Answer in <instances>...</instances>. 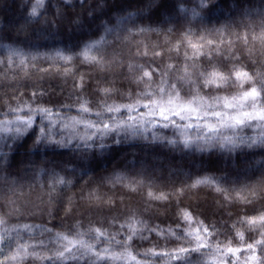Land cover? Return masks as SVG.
<instances>
[{
	"label": "trees",
	"instance_id": "obj_1",
	"mask_svg": "<svg viewBox=\"0 0 264 264\" xmlns=\"http://www.w3.org/2000/svg\"><path fill=\"white\" fill-rule=\"evenodd\" d=\"M183 3L184 11L178 7V0H85L83 6L78 0H73L71 7L65 6L61 0H46L44 14L32 17L30 12L35 0H0V60L6 61L9 49H15L24 54L27 62V68L0 64V110L9 104L15 107L21 96L25 100L30 99L31 93L38 89L48 93L38 103L54 109L61 104H75L77 95L87 97L89 106L95 109V102L105 99L103 89L114 90V94L107 97L109 102L128 103L124 94L137 90V85L130 81L140 75L139 69L130 70L128 66L147 68L151 65L163 70L168 64L182 65L184 49L181 48L179 57L169 49L180 40L189 21L197 31L226 28L231 34L244 36L247 33V43L237 40L235 35H227L226 38L233 43L230 47L222 46L220 52L212 57V64L227 74L235 63L229 57L234 55L239 61L235 66L243 67L253 76L259 73L264 77V45L251 38L264 29V16L257 14L264 11V0H217L197 16H193V11L200 10L191 0H183ZM58 9L62 13L60 16L57 15ZM245 12L249 14L244 15ZM141 27L157 31L133 35ZM106 28L112 31L108 32ZM169 28L174 31L169 33ZM101 38L104 41L103 65L86 63L83 58L67 64L45 59L54 57L57 50H64L65 55L79 53L85 44ZM208 39L217 38L210 35ZM140 41L143 42L141 51L144 45L148 46L147 57L136 55L137 42ZM153 52L161 55L153 57ZM91 55L97 53L93 51ZM13 63L18 64L19 59L13 57ZM200 64L209 66L205 58H201ZM81 79L84 87L77 92L76 85ZM247 87L249 85L246 84ZM204 91L207 94L209 90ZM227 91L234 92L235 88ZM221 94L226 93L222 91ZM63 114L77 115L74 110ZM77 131L83 134L85 130L81 126ZM246 132L251 134V130ZM164 134L174 138L171 129L165 130ZM33 140L32 136L25 138L0 164V205H5L7 210L9 202L15 201L24 212L19 219L10 218L8 227L37 224L46 225L54 232H66L79 222L83 228H106L111 234L120 231L119 226L126 223L139 229V221L143 220L149 228L175 230L179 225L180 229H185L189 225L178 213L186 209L193 218L192 229L197 227V219L205 225L215 224L221 233H225L218 239L230 240L233 247L241 246L236 231L243 232L245 243H253L260 238L258 230H249L240 224L235 229L231 226L240 217L256 216L264 210V147L231 153L200 152L182 146L174 150L159 143L133 139L113 145L104 152L83 149L53 152L44 148L29 152ZM76 143L73 141V147ZM4 151L7 153L9 149L5 147ZM52 170L72 182L54 194L50 193L48 176L45 175ZM113 173H123L132 180L143 181V185H133L136 190L123 185L114 186L107 182ZM204 176L221 177L225 188L235 186L239 189L242 185H249L256 198L250 204L229 203L213 188L186 187L194 178ZM179 189H183L182 193H178ZM148 192L169 195V199L151 200ZM123 231L126 235L129 228ZM143 235L147 239L133 237L127 249L135 260L126 258L105 264H136L137 261L141 264L145 261L147 264H164L163 258H149L142 254L149 249L168 251L181 244L174 237H158L156 232L145 231ZM177 235L182 236L183 233L177 231ZM43 238L49 237L45 234ZM117 239H123V235ZM37 251L41 255L50 254L47 250ZM123 251V248L113 247L115 253ZM257 251L259 253V249ZM196 255L193 254L194 257ZM205 259L211 261V257ZM24 264L47 262L29 259Z\"/></svg>",
	"mask_w": 264,
	"mask_h": 264
},
{
	"label": "snow or ice",
	"instance_id": "obj_2",
	"mask_svg": "<svg viewBox=\"0 0 264 264\" xmlns=\"http://www.w3.org/2000/svg\"><path fill=\"white\" fill-rule=\"evenodd\" d=\"M68 7L73 6V0H61ZM83 6L85 0H78ZM195 8L193 16L214 5L217 0H191ZM178 7L185 10L183 0H178ZM46 11V0H35L30 15L37 17ZM244 15L249 13L245 12ZM264 16V11L258 12ZM57 15L62 13L57 10ZM92 13L89 12V16ZM106 31L111 32L112 29ZM156 29L137 28L133 35H143L146 32H156ZM174 29L169 28L172 33ZM213 35L217 39H208ZM227 35H235L237 40L248 41V34L227 33L226 28L206 29L197 31L191 21L184 29L180 40L169 51H175L177 56L183 51V63L180 66L168 64L165 69L159 67L147 68L138 65H129L130 70L139 69L140 75L134 77L131 83L137 85L136 91L124 94L128 103L109 102L107 97L114 94L112 89H103L105 99L95 102V109L90 107L87 97L77 95L75 104H61L57 107H46L38 101L48 93L47 90L38 89L31 93L30 99L18 98L15 107L11 104L0 110V164L15 151L17 144L22 143L28 136L34 137L29 152L42 148L51 150H80L104 152L113 145H119L128 140L138 139L148 143H159L161 146L177 149H193L200 152L226 151L253 149L264 147V77L259 73L255 76L245 71L238 64V57L231 55L233 68L226 74L219 67L212 64V57L219 53L224 45L231 46L233 41ZM195 39V42L193 40ZM253 41L264 45V29L259 34L252 35ZM120 38L117 37V40ZM103 38L89 42L83 46L79 53L65 55L64 50H57L54 57H45L46 60H59L66 64L77 58L84 62L103 65L102 44ZM142 41L137 42V56L147 57V45L140 50ZM70 51V50H69ZM95 51L97 55H91ZM7 60H0V64L7 63L9 67L27 68L26 57L22 52L9 49ZM160 52H153V57L160 56ZM13 57L19 63H13ZM201 58L209 62L208 67L200 64ZM35 59V57H32ZM249 87L245 88V85ZM84 87V82L76 85L77 92ZM235 88L234 92H228ZM204 90H209L205 94ZM226 94H221V92ZM73 95V93H70ZM75 111L77 115H64L63 113ZM12 117V119H8ZM94 117V119H93ZM38 118V119H37ZM85 130L80 134L77 129ZM172 130L174 138L164 134L165 130ZM251 130V134L246 132ZM57 136L60 138L57 139ZM111 140V143L108 141ZM11 141V143H7ZM73 141H77L73 147ZM9 151L6 153L4 148ZM48 176L50 193L57 189L66 188L72 182L52 170L45 173ZM112 185H123L136 190L133 185H143V181L132 180L123 173H113L107 178ZM14 183V182H13ZM224 180L216 176L194 178L186 187L197 188L207 186L221 193L224 199L231 203L238 201L250 204L256 198L251 186L242 185L237 189L223 187ZM182 193L183 189L177 190ZM151 200L167 201L169 195H154L147 193ZM5 205H0V264H24L29 259H39L47 264H105L108 261H121L126 258L135 260L127 251L133 237L147 239L145 231L156 232L158 237L164 239L175 238L180 241V246L168 251L146 250L145 257H160L164 264H264V210L251 217H240L231 226L237 224L246 226L249 230H258L259 239L253 243L244 242V234L236 231V236L241 241L240 247L231 246L218 239L221 233L215 224L205 225L203 221L196 220L197 227L191 228L192 215L186 209H181L178 215L189 225L180 229L149 228L147 222L140 220L141 228L130 227L127 223L119 226L120 231L109 233L106 228L71 226L66 232H54L46 225L16 224L8 227L12 217L19 219L24 215L23 209L10 201L5 210ZM132 218H135L134 216ZM61 227H65L61 225ZM129 231L124 235V229ZM83 228V230H82ZM177 231L183 233L177 235ZM47 234L48 239L43 238ZM123 235V239L117 236ZM39 236L41 239H34ZM25 237H28L26 239ZM215 240V242H213ZM187 244L188 246H184ZM123 248L121 253L113 252V247ZM37 249L47 250L50 254L41 255ZM259 249V253L258 250ZM197 254L195 257L193 254ZM243 253V257L242 254ZM211 257V261L206 260ZM136 264H141L137 261ZM147 264V261L144 262Z\"/></svg>",
	"mask_w": 264,
	"mask_h": 264
},
{
	"label": "rangeland",
	"instance_id": "obj_3",
	"mask_svg": "<svg viewBox=\"0 0 264 264\" xmlns=\"http://www.w3.org/2000/svg\"><path fill=\"white\" fill-rule=\"evenodd\" d=\"M153 248V247H152ZM243 257V256H242Z\"/></svg>",
	"mask_w": 264,
	"mask_h": 264
}]
</instances>
